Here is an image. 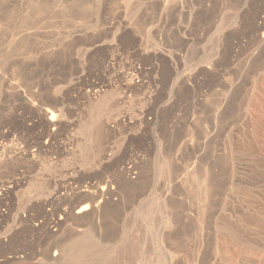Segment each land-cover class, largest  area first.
<instances>
[{
	"label": "rangeland",
	"instance_id": "1",
	"mask_svg": "<svg viewBox=\"0 0 264 264\" xmlns=\"http://www.w3.org/2000/svg\"><path fill=\"white\" fill-rule=\"evenodd\" d=\"M181 1L0 0V144L26 151L0 264H264V0ZM6 82L50 88L61 128ZM104 186L115 209L74 219Z\"/></svg>",
	"mask_w": 264,
	"mask_h": 264
},
{
	"label": "bare ground",
	"instance_id": "2",
	"mask_svg": "<svg viewBox=\"0 0 264 264\" xmlns=\"http://www.w3.org/2000/svg\"><path fill=\"white\" fill-rule=\"evenodd\" d=\"M134 1L135 0H116L117 11H118L119 15L122 12L126 11L127 9H129L130 4L132 2H134ZM148 1L152 5H156V6L162 5V2H163V0H148ZM182 1H181L182 2L181 4H179V5H177L175 7V10H177V11H179L181 13H184V14H187V13L193 14L195 12V9H191L189 7V4L191 3V0H182ZM22 23L24 25L25 24V20L22 21L21 24ZM127 27L128 26H125L124 28L126 29ZM179 29L182 30V27H179ZM258 29H259V31H263L264 30V26L261 25V24H258ZM77 33H78V31H75L73 36H75ZM261 38H262V42L264 43V32H263V35H262ZM182 39H184L185 42L188 41V39H186V38H182ZM14 86L15 85H13V84H11L9 82H6L3 91H1V95H3L9 102L11 101V102L14 103L17 100H19L21 103H24V104H26L28 106L34 107L35 110H36V113H37V116H38L39 120L44 121V122L47 121V122H45V124L47 123V128L49 130L53 129V131H56L57 129L61 128L62 118H61L60 110L58 109V104L61 103L62 99L60 101V99H58L55 96H53L51 94L50 88H47V86H46L45 93L38 95V94H34V93L27 94V92H25L23 90L21 91V89L20 90L17 89V91H16V88H19V87H14ZM45 97H47V99H45ZM48 137L51 138L53 136H52V134H49ZM2 140H4L6 142L7 141L6 136H3ZM14 144H15V142L13 144H9V143H1L0 144V165L3 164L5 159H7V157L12 161V160H14L16 158L20 159L26 154V151L20 150ZM132 171H134V170H132V169L125 170L124 169L125 176H126V178L129 181H133L135 179L134 177L132 178V176H133L132 175ZM206 181H208V180H206ZM9 184H12V183H9ZM9 189L10 188H8L5 185H1L0 186V201L7 196ZM99 189L100 190H90V191H88L87 192L88 194H86L80 200L84 205L81 204L82 207L78 211H76V213H74L75 214L74 219H77L78 221L80 220L82 222H92L93 223L94 221H97V220L100 219V217L102 216V213H104V211L109 210V209L110 210L115 209L116 205L114 204V202H115L114 200H116V199L113 198L115 196V192L109 190L105 186L102 187V188H99ZM206 194H209V193H206ZM71 215H72V213H70V212L65 214L67 219L68 218H72ZM61 225L62 224L59 223V222L55 223V227H59ZM57 247H58V245H54L51 248L50 252L45 257L49 258L50 255L52 256L51 251L53 249H56ZM57 249H59V248H57ZM87 250H88L87 247H85L82 250H80L79 252L80 253L87 252ZM56 255L57 254L55 253V256Z\"/></svg>",
	"mask_w": 264,
	"mask_h": 264
}]
</instances>
